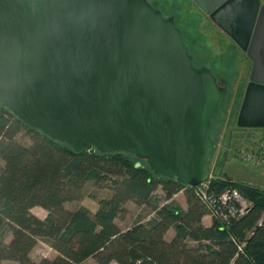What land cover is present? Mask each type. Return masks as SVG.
<instances>
[{
    "label": "water",
    "instance_id": "obj_1",
    "mask_svg": "<svg viewBox=\"0 0 264 264\" xmlns=\"http://www.w3.org/2000/svg\"><path fill=\"white\" fill-rule=\"evenodd\" d=\"M253 61L237 126L264 128V6L191 0ZM228 90L148 0H0V107L75 151L198 188Z\"/></svg>",
    "mask_w": 264,
    "mask_h": 264
},
{
    "label": "trees",
    "instance_id": "obj_2",
    "mask_svg": "<svg viewBox=\"0 0 264 264\" xmlns=\"http://www.w3.org/2000/svg\"><path fill=\"white\" fill-rule=\"evenodd\" d=\"M26 133L31 145L16 137ZM0 264H264V189L233 181L225 174L212 180L217 196L237 189L251 210L228 223L213 219L196 188L156 176L145 160L125 152L75 151L26 125L9 109L0 107ZM225 159L219 162L223 167ZM210 162V161H209ZM111 191L92 213L85 207L71 211L66 204L86 197L87 184ZM162 192V195L159 194ZM184 193L187 209L175 196ZM150 209L123 230L117 220L128 214V203ZM42 208L45 219L33 213ZM175 235L167 240L169 231ZM45 240L58 253L55 259L35 262L31 252Z\"/></svg>",
    "mask_w": 264,
    "mask_h": 264
},
{
    "label": "rangeland",
    "instance_id": "obj_3",
    "mask_svg": "<svg viewBox=\"0 0 264 264\" xmlns=\"http://www.w3.org/2000/svg\"><path fill=\"white\" fill-rule=\"evenodd\" d=\"M164 17H174L175 23L182 31L183 41L194 59V66L211 69L218 84L226 87L228 94L223 108L214 116L211 138L215 149L210 162L207 163V175L214 177L225 174L230 179L240 183L258 186L264 189V164L250 166L244 164L234 154L233 149L248 144L260 130L264 128L243 129L237 126L238 116L245 99L250 82V67L247 53L243 51L223 30L216 26L209 16L204 14L191 0H148ZM259 131V132H258ZM16 139L24 145H31V138L22 132ZM225 159L223 167L219 162ZM4 162L0 158V170ZM159 194L162 193L159 191ZM111 196V191L98 188L93 183L87 184L86 197L81 201L66 204L68 210L74 211L85 207L92 213L98 210V202ZM175 201L187 208L184 194L175 196ZM128 214L117 220L121 229L133 226L141 218L148 221L153 213L150 209L129 202ZM33 213L45 219L48 212L42 208L33 209ZM175 231L171 229L167 240H171ZM0 239L10 243L12 234L0 231ZM58 253L45 240H40L30 254L33 261L55 259ZM2 264H19L15 261H3ZM85 264H97L94 259Z\"/></svg>",
    "mask_w": 264,
    "mask_h": 264
},
{
    "label": "built area",
    "instance_id": "obj_4",
    "mask_svg": "<svg viewBox=\"0 0 264 264\" xmlns=\"http://www.w3.org/2000/svg\"><path fill=\"white\" fill-rule=\"evenodd\" d=\"M233 151L237 159L244 164L250 166L264 164V130H260L248 144L237 146ZM213 179L215 177L212 173L207 175L201 186L196 188L198 196L209 212L208 216L228 223L230 218H240L249 213L251 203L237 189L229 188L219 196L210 193L209 187Z\"/></svg>",
    "mask_w": 264,
    "mask_h": 264
},
{
    "label": "crops",
    "instance_id": "obj_5",
    "mask_svg": "<svg viewBox=\"0 0 264 264\" xmlns=\"http://www.w3.org/2000/svg\"><path fill=\"white\" fill-rule=\"evenodd\" d=\"M261 2V6H264V0H260ZM199 8V7H198ZM248 57V56H247ZM248 62H249V67H250V73H251V70L253 68V61L248 57ZM161 192V191H160ZM162 193V192H161ZM181 194H184V193H181ZM186 205H187V201H186ZM183 209H187L185 208L184 206L182 207ZM213 223V219L210 217V216H205L203 218V224L207 227L211 226Z\"/></svg>",
    "mask_w": 264,
    "mask_h": 264
}]
</instances>
